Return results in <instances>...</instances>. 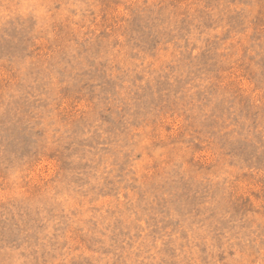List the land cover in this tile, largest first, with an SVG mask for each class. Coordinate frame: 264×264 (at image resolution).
I'll use <instances>...</instances> for the list:
<instances>
[{"label":"rangeland","instance_id":"obj_1","mask_svg":"<svg viewBox=\"0 0 264 264\" xmlns=\"http://www.w3.org/2000/svg\"><path fill=\"white\" fill-rule=\"evenodd\" d=\"M0 264H264V0H0Z\"/></svg>","mask_w":264,"mask_h":264}]
</instances>
